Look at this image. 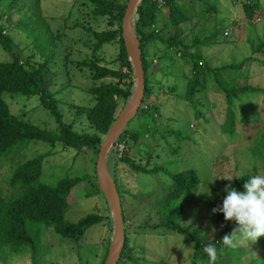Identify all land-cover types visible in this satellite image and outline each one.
<instances>
[{
    "label": "trees",
    "instance_id": "1",
    "mask_svg": "<svg viewBox=\"0 0 264 264\" xmlns=\"http://www.w3.org/2000/svg\"><path fill=\"white\" fill-rule=\"evenodd\" d=\"M3 1L7 5V7L5 6L7 12V9L20 0ZM27 1L25 18L20 19L10 28L24 35V43L28 42L29 44L28 54L22 52L23 49L20 44L9 31L3 32L5 25L1 20L6 13L5 10L0 15V47L9 57L7 60L0 61V162L10 153L14 154L17 151L15 146L30 140L42 141L52 148L55 144H59L64 149L92 150L94 156L97 157L100 143L111 123L115 120L118 107L123 108L133 90V73L124 48L120 28L128 0H74L80 1V4L88 8L84 15L85 21H88L87 18L93 17H102L106 20V28L100 30L92 29L89 25L84 27L79 24L90 35L92 39L90 45L94 54L92 58L86 61L85 59L81 60L78 63L89 69L90 78L93 81L110 79L93 84L89 88L92 103L82 110L85 119L94 128L92 132L75 129L72 124L64 122L54 92L50 90L48 85H43V73L50 69L48 64L54 57V49L60 35L53 34L47 28L44 16L40 12L28 14L27 8L29 9L32 1ZM200 1L204 3L206 11H216V1ZM237 1L242 5L247 20L246 25L250 24L254 19L256 10L262 9V0ZM19 9V11H24L23 7ZM187 11H189V7L185 0H141L135 11L133 27L139 44L144 72V94L136 114L138 119L141 116L143 119L152 120V124L146 122L142 130L126 125L107 154V168L116 184L124 223V244L117 264H127L128 260L131 264H138L140 261L137 260V256L142 251L135 248L136 231L140 228L145 231L162 228L168 232L185 236L193 245L190 253L191 264H197L198 258H206L205 264H208V257L203 251L204 246L211 244L217 249V253L222 254L224 251L232 249L225 246L221 239L237 227L234 221H225L223 213L216 212L213 215V223L216 226L218 237L203 240L196 236L192 232V225L184 224L183 218L187 212L189 201L195 200L199 196V194L194 193V189L202 184L201 176L193 166L180 171H171L167 165L150 163L154 160L150 159L151 154L153 156L160 153L142 147L140 144L143 137H146L148 133L153 134V132L157 133L161 139H166L167 133H173L178 140L187 139L184 137V133L179 130L160 129L155 125V117L159 115V104L155 105L150 99L153 94V83H156V80L152 77L154 76L152 71L154 58H149V47H158V51L154 49L150 53L152 56H156L157 61L161 58L175 60L186 58L190 61L191 65L187 71V81L183 94L188 106L194 109V116H192L196 125L202 122L200 119L207 118L199 113L198 106L191 105L193 96L204 91L209 83L211 85L214 83L216 87L212 86L215 87V91L217 90V94L223 96L225 107L222 110L219 126L220 134L227 145V151L233 153L243 150L245 157L250 159L247 162L250 163L249 168L251 169H248V172L234 174L231 184L224 179L221 184L242 190V185L247 178L258 175V166L264 170V116H262L264 115V87L253 86L249 83L238 86L234 84L241 78L249 77V67L252 63L264 66V60L259 56L264 58V40L252 46L250 54L240 60H233L221 66L213 67L209 60L198 51V46L212 47L218 40L216 38L212 42H206L207 38L200 39L194 35L191 36L190 44H186V34H184L182 25L192 14L191 12L190 15H187ZM162 19L166 20V24L160 27L158 22ZM77 23L75 22L74 25L77 26ZM238 25L239 23L233 20L228 27L236 29ZM169 28H173V32L168 31V34L163 36V31H167ZM109 42L118 44V53L112 60V63L116 62V67L103 64L99 58L98 53L102 45ZM183 65L185 66L184 62ZM166 69H169L168 64L165 66V71ZM224 70H229V73H223ZM168 73H170L169 70ZM226 80H231L232 83L224 86ZM169 90L175 91L174 87H169ZM4 93L20 94L27 97L36 95L41 107L46 109L57 123L56 129H46L28 122L18 114L11 113L9 104L3 98ZM246 95L254 98L258 106L247 108L244 99ZM78 109L80 108L78 107ZM250 131H256L250 140L249 138H242L244 135L251 134ZM166 144L169 142L167 141ZM14 147L15 151H13ZM142 148H146L147 158L141 153ZM175 149L178 150V148ZM52 153L51 149L17 163L13 167L10 166L7 175L0 180V250L6 248L15 252L26 247L31 253V264H38L37 244L33 235L27 230V223L43 225L60 234L67 241L78 242L85 231L93 225L104 220H111L108 214L102 215L94 212L87 213L76 222L66 219V212L69 208L67 196L76 184L85 181L81 183L90 186L92 190L84 192L85 197L101 195L102 192L98 186L96 172L91 179L79 175H65L58 178L53 184L41 181L44 172L42 170L43 161ZM136 156L137 159H135ZM143 160L144 163H141ZM256 162L260 165H256ZM119 163L124 164L129 171L137 174L149 176L162 173V183H168V185L163 190L161 189L163 194L161 206L157 210V224L148 226L143 223L136 227V231L133 230L135 232L131 230L134 227L128 225V219L124 213V195L130 194V191L121 182L122 186L119 177H116ZM221 194L224 198L225 192L222 191ZM111 225L112 223L110 224V232L112 231ZM131 233L133 235L136 233V237L134 235L132 240ZM236 233L239 231H235L234 235ZM109 239L110 237L106 241V252L100 264H103L106 257ZM257 242L261 244V249L264 250V237L258 238ZM215 264L217 263L215 262ZM259 264H264V262Z\"/></svg>",
    "mask_w": 264,
    "mask_h": 264
},
{
    "label": "rangeland",
    "instance_id": "2",
    "mask_svg": "<svg viewBox=\"0 0 264 264\" xmlns=\"http://www.w3.org/2000/svg\"><path fill=\"white\" fill-rule=\"evenodd\" d=\"M31 1L32 4L29 9L27 8L28 14L40 12L44 16L47 28L53 34L60 35L54 49V57L51 58L48 64L50 69L43 73V85H48L50 90L54 92L64 122L72 124L75 129L92 132L94 128L85 119L82 110L92 103L89 88L93 84L110 79L93 81L90 78L89 69L78 63L81 60L85 59L86 61L92 58L94 54L90 45L92 39L80 25L84 27L89 25L92 29L100 30L106 28V20L102 17H93L87 18L88 21H85L84 15L87 13L88 8L80 4V1ZM185 1L189 7L187 15L192 12L189 19L182 25L184 34H186L185 42L190 44L191 36L194 35L200 39L207 38L206 42H212L217 38L218 42L212 47L198 46V51L209 60L210 65L213 67L221 66L233 60H240L250 54L252 46L264 40V0H262V9L256 10L254 19L247 25L242 5L237 0H208L209 2L216 1L215 12L206 11L204 3L200 0ZM26 4H28L27 0L15 2L7 9V12L5 2L1 0L0 4V15H2V11L5 10L4 12H6L1 20L5 25L3 32L9 31L15 37L24 54L29 53L28 42L24 43V35L10 27L20 19L25 18ZM20 7H23L24 11H19ZM233 20L239 23L236 29L228 27ZM75 22L80 25L75 26ZM165 24V19L158 22L160 27L165 26ZM168 31L173 32V28L163 31V36H166ZM16 49L19 50L17 47ZM154 49L158 51L157 46H151L147 51L149 58H154L152 62L154 76L152 77L156 80V83H153V94L150 99L153 100L155 105L159 104V115L155 117V125L160 129L179 130L184 133V137L187 139L178 140L173 133H167L166 139H161L157 133L153 132V134L148 133L146 137H143L140 144L142 147L160 153L153 156L151 154L150 159L154 160L150 163L167 165L171 171H180L192 166L196 169L199 176H201L202 184L194 189V193L199 194V196L197 199L189 201L183 223L186 225L191 224L193 227L192 232L203 240L216 239L218 235L216 226L213 223L214 213L212 209L222 204L221 192L224 191L225 187L221 184L224 178L217 177H233L234 174L248 172L251 168H249L250 163L247 160L250 159L245 157L243 150L233 153L227 151V145L219 131L225 103L223 96L217 94V90L215 91L216 85L213 83L214 87L209 83L204 91L193 96L191 105L198 106L199 113L207 118L200 119L202 122L196 125L193 121L194 109L188 106L183 94L187 81V71L191 65L190 61L186 58H183V60L161 58L157 61L156 56L150 54ZM117 53L118 44L109 42L102 45L98 54L103 64L116 67V62L112 63V60ZM259 56L264 60L261 55ZM8 58V55L0 47V61ZM166 64H168L169 69L165 71ZM249 69V77L241 78L234 84L238 86L249 83L253 86L264 87V66L252 63ZM168 70L170 73L167 74ZM223 73H229V70H224ZM224 82V86L232 83L231 80ZM169 87H174L175 91L169 90ZM3 98L9 104L11 113L18 114L28 122L46 129H56L57 123L49 115V112L41 107L36 95L27 97L20 94L4 93ZM244 99L247 108L258 106L254 98L246 95ZM119 107L116 111L117 115L123 109ZM146 119L141 116L138 119L136 114L129 120L127 126L142 130L146 122L152 124V120ZM250 132L251 134L244 135L242 138H249L250 140L256 131ZM167 141L169 144H166ZM15 147L17 151H15ZM15 147L13 149L15 153H10L0 162V180L7 175L10 166L13 167L17 163L51 149L53 153L47 156L42 164L44 172L41 181L44 183L53 184L54 181L65 175H79L89 177V179L94 176L96 157L92 150L75 151L70 148L64 149L59 144H55L52 148V146L39 140L22 142ZM146 148H142L141 153L147 158ZM175 148H178V150ZM135 159H137V156ZM141 163H144V160ZM256 165L260 164L256 162ZM258 167V175H264L263 168ZM117 176L120 183L122 182L130 191V194L124 195V213L128 219V225L134 227L131 230L136 231V227L143 223L148 226L157 224V210L161 206L163 194L161 189L163 190L168 185V183H162V173L149 176L137 174L129 171L124 164L119 163ZM225 180L231 184L233 178ZM81 182L85 181L76 184L67 196L69 208L66 212V219L76 222L80 217L90 212L110 216V209L104 195H102L103 193L85 197L84 192H89L92 189L89 185ZM202 191H210L211 195L209 196ZM111 223V220H104L93 225L85 231L78 242L67 241L52 229L36 223H27V230L33 235L37 244L36 257L38 264H100L106 252V241L108 237L110 239L112 237V232H110ZM136 232L137 237L136 233L134 234L136 237L135 248L142 251L137 256V260H140L138 264H191L190 253L193 245L185 236L168 232L162 228L150 229V231L140 228ZM134 235L131 233V240ZM234 236L236 237L237 247L226 250L223 254L217 253L215 261L217 264H259L264 262V250L261 249L259 242L250 243L244 240L240 233H236ZM197 260V264H205L207 261L206 258H198ZM31 261L30 250L26 247L15 252L6 248L0 250V264H31ZM127 262V264H131L129 260Z\"/></svg>",
    "mask_w": 264,
    "mask_h": 264
},
{
    "label": "water",
    "instance_id": "3",
    "mask_svg": "<svg viewBox=\"0 0 264 264\" xmlns=\"http://www.w3.org/2000/svg\"><path fill=\"white\" fill-rule=\"evenodd\" d=\"M140 1H127L120 24L124 48L134 76L133 90L123 109L116 116L104 135L95 162L98 186L109 206L112 221V237L103 264H117L125 237L120 199L116 184L107 168L106 160L110 147L124 130L129 120L136 115L144 94V72L141 63V53L133 27L135 11Z\"/></svg>",
    "mask_w": 264,
    "mask_h": 264
},
{
    "label": "clouds",
    "instance_id": "4",
    "mask_svg": "<svg viewBox=\"0 0 264 264\" xmlns=\"http://www.w3.org/2000/svg\"><path fill=\"white\" fill-rule=\"evenodd\" d=\"M217 178L231 180L233 177ZM202 192L211 195L210 191ZM224 192L225 196L222 204L219 207H214L212 212L223 213L224 220L234 221L237 227L230 234L222 237V243L230 248L237 247L236 237L234 236V232L237 230L240 236L250 243H255L258 238L264 237V175L247 178L242 185V190L225 185ZM203 251L208 257V264H215L217 249L209 244L204 246Z\"/></svg>",
    "mask_w": 264,
    "mask_h": 264
}]
</instances>
